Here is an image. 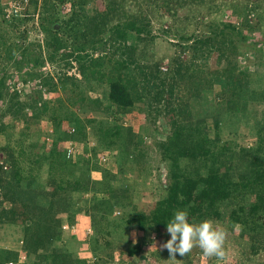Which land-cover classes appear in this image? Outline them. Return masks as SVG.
Listing matches in <instances>:
<instances>
[{"label": "trees", "instance_id": "obj_1", "mask_svg": "<svg viewBox=\"0 0 264 264\" xmlns=\"http://www.w3.org/2000/svg\"><path fill=\"white\" fill-rule=\"evenodd\" d=\"M2 1L0 63L4 64L5 74L0 79V100L7 90L6 79L18 82L9 104L0 110V136H7L4 150L11 163L10 169L0 172V227L22 226L23 239L21 252L0 248V264H91L75 254L74 248L63 249L69 242L63 240L62 216H68L69 225L76 226L78 232L82 225L76 219L80 214L90 217L93 224L90 237L89 228H85L84 236L89 240L83 242L91 249L92 264H118L114 262L116 248H123L122 254L135 258L137 264L165 262L170 257L167 249L148 256L144 244L134 242L128 233L151 231L169 240L167 223L178 209L187 210L192 223L227 221L230 230L238 226L245 252L264 259V117L259 119L256 109L250 107L251 103L264 104V75L256 73L245 82L238 66L239 42L245 38L237 24L222 22V29L216 25L218 29L207 36H180L182 42H191L177 45L182 52L190 53V60H183L182 52L175 53L168 70L162 72L159 61L149 60L148 42L156 36L152 19L134 8L137 0H105L109 13L93 18L86 9L88 0H42L39 17L46 35L44 46L25 45V32L21 37L12 32L22 30L33 20L27 8L29 0H6L8 5L21 1L19 6L23 8L9 17L4 11L8 5L2 6ZM174 1L181 6L190 2L202 5L206 0ZM233 8L234 14L248 16L251 11ZM65 12L69 16L61 18L59 14ZM212 24L214 21L209 27ZM241 25H250L247 17ZM43 49L53 64L58 59L72 58L74 62L68 65L72 68L76 63L80 78L64 72L57 83L56 77L36 71L46 62ZM213 54L218 55V65L224 70L223 80L204 79V70L196 63ZM262 55L258 56V67H264ZM12 67L16 72L6 76ZM19 83L23 85L21 91ZM59 86L66 94L69 91L78 95L75 105L80 111L94 109L96 115L82 120L65 103L57 102L56 106L43 99L45 91L56 92ZM88 91L99 96L84 104ZM175 91V98H169ZM206 91L214 93L212 100L202 96ZM136 103L146 107L150 120L154 114L156 131L164 136L155 144L166 169L161 180L164 196L150 209L135 204L136 192L123 178V172L101 168L97 157L101 151L121 149V161L140 162L143 150L134 130L114 114L105 117ZM28 113L35 120L47 117L53 125L52 146L46 150L42 145L41 154L36 152L37 140L23 146L21 141L8 137L13 126L4 123L5 115L29 121ZM209 116L212 123L208 122ZM242 126L255 136L254 145L244 147L234 140ZM90 134L96 137L94 147L87 143ZM67 141L85 146V152L79 154L77 150L76 158H68L63 144ZM88 152L90 158L85 156ZM92 172H100L101 177L91 179ZM203 176L207 180L201 187ZM83 194H91L90 204ZM116 211H122L120 216H115ZM22 256L25 261L20 262Z\"/></svg>", "mask_w": 264, "mask_h": 264}, {"label": "rangeland", "instance_id": "obj_2", "mask_svg": "<svg viewBox=\"0 0 264 264\" xmlns=\"http://www.w3.org/2000/svg\"><path fill=\"white\" fill-rule=\"evenodd\" d=\"M41 1L42 0H29L27 8L30 12V17L33 18V20L29 21V23H27L26 25L24 24L21 28L22 30L12 31L19 37L22 36V32H25L27 36V39L23 41L25 45H29L30 43H40L42 46H44L45 44L46 35L40 26L41 22L39 17ZM6 3L7 1L3 0L2 6H4ZM170 3L165 0H137V3L134 2L135 9H140L142 14L145 13L147 18L152 19V33L155 34L156 38L153 42H148V46H150L151 50V53H149L148 55L149 60H151L150 62L155 63L159 61V63H161L160 69L162 72H166L168 70L170 58L175 55V53L180 54L182 52L180 48L177 47V45L182 43H191L182 42L179 38L180 36H183L185 38H193L205 35L207 36L212 34L214 30L218 29L215 28L216 25H219V28L222 29V22H227L237 24V26L240 27V30L245 38L244 40L239 39L240 42L238 57V66L239 69L244 72L245 82L250 81V78H253L256 73H261L264 75V67H258L256 65L257 61H259L258 56L262 54V56H264V0H206L202 5H194V3L190 2L187 5L181 6L177 5L174 0ZM7 5L8 3L6 4V6ZM64 6L65 5H63L61 9L64 10ZM234 6H238L241 9L248 8V10H251L250 14L248 16H246L245 13L234 14ZM255 6H257L256 10H253ZM86 9L88 11V14L90 15V18L102 17L105 14L109 13L105 0H88ZM59 16L61 18H67L69 15L65 12L59 14ZM246 17L249 21V26H251L253 23V27H241V23L245 22ZM212 21H214V24L209 27V24ZM56 28L59 29L58 25H56ZM237 37L240 38V36ZM261 39H263V41H261ZM253 44H255V47L251 48V45L253 46ZM142 47L143 44H140V48ZM261 50L262 52H260ZM181 55L183 60H190L191 55L188 51H186L185 53L182 52ZM42 56L46 60V62L41 69H38L36 71L42 72L45 75L48 74L56 77L55 81L57 83V77H59V75L64 72H67V74L70 76L80 78L76 63H74V67L72 68H70L68 65L69 61H71V63L74 62L72 58L69 60L58 59L57 63L53 64L46 59L47 52L45 49H43ZM217 57V54H213L210 56V58L196 61L197 64L201 65V69L204 70V73H202V77L204 79L213 77L214 80H223L225 78L224 70L220 67L221 65H218ZM3 68L4 64L0 63V79L5 74ZM29 68L32 69V67ZM12 72H16L13 67L7 70L6 76H9ZM16 82H18V79L12 80L9 77L6 79L7 90H5V93L3 95V101L0 100V110H3V107H6L9 104L8 100L13 92V88H15L17 84ZM17 86L19 88L23 87L21 83H19ZM25 88H27V85ZM85 94L88 100H85L84 104L87 102L90 104L91 100L99 96L98 93L89 91ZM177 94L178 92L175 91L174 94L169 98L174 99L175 95ZM69 95L70 98H67ZM213 95L214 93H212L211 91L202 93V96L208 100H212ZM43 99L51 101L52 103H56V106H58L57 102L65 103L67 106L73 109L82 120L93 118L94 115H96L94 109L85 112L80 111L78 109V106L75 105V102L78 99V95L75 93H70L69 91L66 94V92H64L60 86L59 90L56 92L45 91L43 94ZM250 107L251 110H253L254 108L256 109L255 112L259 119L264 117L263 103H251ZM145 108L142 104L136 103L133 107H129L123 111H120L118 114H115V111H111L110 115L107 114L105 116L110 118L112 117V114H114V116H116L121 121V123L124 124V126L131 127L134 130V132L137 134V141L143 150V155L140 158V162L135 164L132 162L121 161L120 156L122 150L112 149L108 152V161L105 164H102L103 166L100 167L112 170L113 172H123V178H126L127 183L132 184V189L136 192L134 195L135 204L140 207L150 209L153 207L156 201L164 196V191L162 190L161 186V180L165 178L164 176L166 169L162 167L161 156L158 152L157 147L155 146L156 142L164 138V136L156 131L158 123L157 121H155L154 114L151 115L152 120L146 117V113L144 110ZM27 116L29 121H25V119L22 120L18 118H12L11 115H5V117L3 118L4 123H9L11 126H13L9 132L8 137L12 136L14 141H21L23 146L29 145L30 142L37 140L39 143V147L36 149V152L41 154L44 151L42 145H45L46 150H49L52 146L51 137L53 134V125L47 117H42L40 120H35L33 118L31 119L29 113ZM212 121L213 118L209 116L208 122L212 123ZM6 137L7 136L5 135L0 136V172L5 171V167L7 168L6 170L11 168V163L8 160L6 152L4 150L7 144ZM228 138H230V136L227 137V139ZM234 138L237 143L244 147L252 146L256 142V138L251 134L250 129L244 126L239 129L237 136H234ZM87 143L89 144V146L94 147L96 144V137L90 134ZM63 144L66 145L67 143L65 142ZM61 146L63 145L61 144ZM18 150L19 148L15 149V152H19ZM80 151L85 152V146L80 145ZM102 152L104 151H101V153ZM39 171H42L41 174L44 173L43 169H40ZM95 176L97 177V179H99L101 177V173L97 172ZM91 179H94L92 175ZM206 180L207 176H203L201 178V187L205 185ZM123 182L125 181L123 180ZM82 198L89 199L90 204L92 196L91 194H83ZM6 205L8 206V204ZM244 206L245 205H243V207ZM121 212L116 211L115 216H120ZM62 217L65 218L66 215H63ZM83 217L84 214H80L77 219V223H79L80 225H82L81 227H83H79L80 231L78 232H73L71 229L64 228L66 226L70 227V225L66 224V226H64L63 224V240H68L69 242L65 247H63V249L67 250L69 247H72L75 249V254H77L81 258L93 261L91 249L88 245L83 243L86 241V239L89 240V238L84 236L86 235L85 228L92 229L93 224L92 222H90V224H88V227L87 224H85V222L83 221ZM213 224L223 231H226L224 242L225 257L223 259H218L217 257L213 256V259L210 260V263V257L205 256L203 253H201V251L199 250L200 247L196 245L192 247L191 254L187 259L183 257H169L168 261L160 263L152 262L151 264H264V259L259 260L255 256H251L250 252H245L243 243L238 237V226H236L233 230H230L227 221H225L224 223L213 221ZM0 228V237L2 239L11 240L12 238V240L16 242L19 240V230L17 228L15 229V227H11L13 230H10V228L7 229L8 227L5 226H1ZM79 232H83V234ZM92 234L93 229L92 233L88 236L90 237ZM73 236H75L77 239L73 240ZM128 237L136 243L138 242L144 244L143 251L148 256H152L153 252H158L164 249L161 247V245L167 241L166 236V238L163 236L161 237L156 232L151 231L144 232L138 230H130L128 233ZM81 238H83L82 241ZM124 238L125 237H123L122 239ZM122 250L123 248H116L114 250V262L118 264H137L135 258H131L127 255L122 254ZM22 261H25V258L23 256L20 258V262Z\"/></svg>", "mask_w": 264, "mask_h": 264}, {"label": "clouds", "instance_id": "obj_3", "mask_svg": "<svg viewBox=\"0 0 264 264\" xmlns=\"http://www.w3.org/2000/svg\"><path fill=\"white\" fill-rule=\"evenodd\" d=\"M77 147L79 152L83 153L80 151L78 143ZM167 232L170 234V239L163 243L161 247L168 250L170 258L177 255L185 256L191 251L194 244L202 249L205 256H215L218 259L225 257L224 231L211 221L190 222L187 210L178 209L173 213L167 223Z\"/></svg>", "mask_w": 264, "mask_h": 264}, {"label": "built area", "instance_id": "obj_4", "mask_svg": "<svg viewBox=\"0 0 264 264\" xmlns=\"http://www.w3.org/2000/svg\"><path fill=\"white\" fill-rule=\"evenodd\" d=\"M23 1H27V0H23ZM19 3H16V1H13L4 9L7 17H9L13 14H18L23 10V8L19 6ZM22 89H23V87L22 88L18 87V91H21ZM70 131H71V133H74V129H71ZM66 143L67 144L65 145V151H66L67 157L68 158H76L77 157V150H78L77 144H75V142H73V141H67ZM78 153H80L79 150H78ZM108 154H109L108 152H103L97 156L100 164H105L108 161V159H109ZM85 156L90 158L92 156V154L89 153ZM64 228L71 229L73 232L77 231L76 226H70V227L66 226ZM87 233L91 234L92 229L89 228L87 230ZM88 262L92 264L94 261H88ZM10 264H13V263H10Z\"/></svg>", "mask_w": 264, "mask_h": 264}, {"label": "crops", "instance_id": "obj_5", "mask_svg": "<svg viewBox=\"0 0 264 264\" xmlns=\"http://www.w3.org/2000/svg\"><path fill=\"white\" fill-rule=\"evenodd\" d=\"M95 174H97V172H93L91 175H92V177L94 178V179H97V177L95 176ZM46 174H45V176H43V180H45L46 179ZM78 217L79 216H77V219H78ZM84 219H83V221L85 222V224H87V226H88V224H90V222H91V219H90V217H87V216H84L83 217ZM62 219L64 220L63 221V223H64V226H66V224H69V218H68V216H66L65 218H63L62 217ZM76 219V220H77ZM89 220V221H88ZM11 226L12 225H5V227H8L7 229H9L10 228V230L12 229L11 228ZM18 229L19 230V234H18V236H19V240L16 242V241H14V240H12V238H11V240L9 239V240H5V239H2L1 237H0V248H5V249H11V250H16V251H20L21 252V245H22V239H23V227L22 226H19V227H16L15 226V229ZM13 230V229H12ZM72 234V233H71ZM79 237V236H78Z\"/></svg>", "mask_w": 264, "mask_h": 264}]
</instances>
